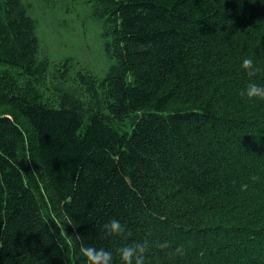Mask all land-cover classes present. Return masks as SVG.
<instances>
[{
	"label": "trees",
	"instance_id": "16d2710c",
	"mask_svg": "<svg viewBox=\"0 0 264 264\" xmlns=\"http://www.w3.org/2000/svg\"><path fill=\"white\" fill-rule=\"evenodd\" d=\"M91 2L102 76L50 67L30 5L0 0V264L144 240L145 264H264V100L240 95L246 57L264 85V0Z\"/></svg>",
	"mask_w": 264,
	"mask_h": 264
},
{
	"label": "rangeland",
	"instance_id": "374dc122",
	"mask_svg": "<svg viewBox=\"0 0 264 264\" xmlns=\"http://www.w3.org/2000/svg\"><path fill=\"white\" fill-rule=\"evenodd\" d=\"M24 1L30 5L39 47L50 67L71 58L75 70L83 68L97 76L105 73L112 60L104 51L101 26L91 17L92 0H52L50 6L41 0Z\"/></svg>",
	"mask_w": 264,
	"mask_h": 264
},
{
	"label": "clouds",
	"instance_id": "9594fccd",
	"mask_svg": "<svg viewBox=\"0 0 264 264\" xmlns=\"http://www.w3.org/2000/svg\"><path fill=\"white\" fill-rule=\"evenodd\" d=\"M240 67L249 77V83L246 88L241 91L240 95L249 100H264V85L257 84L252 79L259 71L254 60L251 57H246L242 60ZM251 179L256 181L259 177L252 176ZM247 188V184L241 185V191L247 190ZM102 228V235L104 237L121 236L126 231L125 226L116 219H111L105 223ZM155 246L159 249H168L170 247L168 242L157 243ZM149 247V242L144 240L143 242H134L119 248L118 254L121 264H145ZM184 252L183 246H178L174 249V252H169L168 254L182 256ZM81 254L85 257L86 264H113V253L105 250L103 247L82 246Z\"/></svg>",
	"mask_w": 264,
	"mask_h": 264
}]
</instances>
